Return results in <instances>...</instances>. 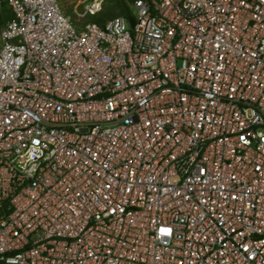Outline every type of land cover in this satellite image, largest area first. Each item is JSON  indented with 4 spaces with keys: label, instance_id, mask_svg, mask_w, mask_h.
I'll return each mask as SVG.
<instances>
[{
    "label": "built area",
    "instance_id": "obj_1",
    "mask_svg": "<svg viewBox=\"0 0 264 264\" xmlns=\"http://www.w3.org/2000/svg\"><path fill=\"white\" fill-rule=\"evenodd\" d=\"M125 1L7 0L0 264H264V0Z\"/></svg>",
    "mask_w": 264,
    "mask_h": 264
},
{
    "label": "trees",
    "instance_id": "obj_2",
    "mask_svg": "<svg viewBox=\"0 0 264 264\" xmlns=\"http://www.w3.org/2000/svg\"><path fill=\"white\" fill-rule=\"evenodd\" d=\"M113 15L124 16L130 24H133L135 20L132 9L125 0H105L101 11L95 15H91L93 17L91 21H96L97 23L102 24L107 18ZM11 18H13L12 9L8 5L7 0H3V4L0 8V26L5 24V22Z\"/></svg>",
    "mask_w": 264,
    "mask_h": 264
},
{
    "label": "rangeland",
    "instance_id": "obj_3",
    "mask_svg": "<svg viewBox=\"0 0 264 264\" xmlns=\"http://www.w3.org/2000/svg\"><path fill=\"white\" fill-rule=\"evenodd\" d=\"M88 1L89 0H58L63 11L72 15V17L74 16L76 22L81 20L91 21L93 19L91 15L82 16L78 14L84 10V6Z\"/></svg>",
    "mask_w": 264,
    "mask_h": 264
}]
</instances>
